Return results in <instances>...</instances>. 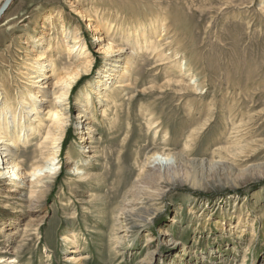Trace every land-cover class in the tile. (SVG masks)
I'll return each mask as SVG.
<instances>
[{"label": "rangeland", "instance_id": "1", "mask_svg": "<svg viewBox=\"0 0 264 264\" xmlns=\"http://www.w3.org/2000/svg\"><path fill=\"white\" fill-rule=\"evenodd\" d=\"M74 10L112 26L114 45L142 50L106 102L90 95L91 149L76 130L81 109L68 107L59 171L45 192L30 194L33 178L22 189L0 181V264H264V0H12L0 17V85L10 101L33 62L25 43L46 32L55 47L62 27L91 53L70 101L90 88L104 57ZM140 26L144 40L129 37ZM47 54L59 71L77 66L65 52ZM43 132L17 152L30 174ZM155 151L171 156L157 153L162 177L142 180L156 188L152 198L134 181ZM72 166L98 180L80 181ZM125 198L141 211L118 246Z\"/></svg>", "mask_w": 264, "mask_h": 264}, {"label": "bare ground", "instance_id": "2", "mask_svg": "<svg viewBox=\"0 0 264 264\" xmlns=\"http://www.w3.org/2000/svg\"><path fill=\"white\" fill-rule=\"evenodd\" d=\"M73 13L83 22V26L86 27L87 31L90 33L91 42L97 49L96 52L104 57L103 65L98 71L94 82L90 84L89 89H83L80 93L78 92V98L72 102L70 101L73 86L80 79L81 75L85 74L89 70V67L91 68V53L84 41L80 40L79 37L73 36L71 32L66 31L67 29L63 27L59 37L62 39H60V42L56 41L57 45L55 47L45 40V36L49 35L46 32L43 36H39L38 38L33 37L29 42L25 43L27 53L34 55V57H32V63L26 66L24 65L23 67L27 70L26 74H23L26 88L16 96L14 101L8 99V94L4 91L2 85H0V181H6L9 183V186L22 189L28 185V179L33 178L28 185L31 195L45 192L49 188L46 179L54 178L59 171V163L57 160L60 157L62 140L69 120V106H79L78 108L81 109V112L78 114L76 130L79 131L78 134L82 141L87 140V145L89 144L87 148L91 149L92 127L90 125V120L92 121L95 119L93 114H91L90 117L88 116L89 113L87 109L91 108L90 95H94L98 102H106L110 89L112 87H121L122 83L126 81L128 71L131 67L129 62L134 55H138L140 50H142L141 48L134 50L129 49L127 43L114 45L111 42L112 38L110 39L109 37L112 26L109 28L106 27L107 24L104 26L101 23L93 25L94 22L92 23V21L94 20H91L82 11L74 10ZM2 15L3 13L0 17ZM141 27L142 26H140L135 33L128 34L129 37L140 35L139 38L144 40L145 36H143V34L145 33V29ZM115 32H117V30H115ZM79 34L80 33H78V35ZM164 36H166V34L162 35V37ZM51 40L53 39L50 38V41ZM162 41L163 39H158L159 44L162 43ZM171 44L172 43L168 41L161 44V46L165 45L167 48H170ZM143 47H147V44L145 43ZM50 50H54V52L58 50V53L65 52L66 60L69 62H76L77 66L65 67L63 71L57 70L54 67V61L47 54ZM126 53H128L127 55L129 56H126ZM171 62L173 61L170 60V63ZM86 66L88 67L84 70L83 68ZM45 123H47L46 126ZM39 127H44L45 133L43 130L41 131ZM41 132H43L44 137L39 145L40 158L33 163L32 173L30 174V172H25L23 169L22 164L18 160L17 152L20 145L28 142L29 138L34 136L39 138ZM157 153L166 157L171 156L164 155L162 151L153 152L139 165L142 173H140V176L134 181L136 188L148 189L147 193L149 192L152 198L158 194L156 188L148 184L146 185L142 180L144 176L150 179L155 176L154 174H156L155 177L157 179L162 177L160 169L154 163V157ZM69 159L70 164H74L73 158L70 157ZM68 170L71 175L78 177L80 181H89L91 179H93V181L98 180L92 178L93 176L91 175H85L79 172L77 168H73V166ZM106 188L107 187L104 189ZM95 198L96 197H92V199ZM127 199L128 198L123 199L120 203L121 207L119 206L116 216L117 219H123L121 223L119 221L116 222V225H118V246L125 241V238L131 232L133 226L136 224L134 221L139 219L134 213L141 211L139 200ZM172 223H176V220L173 219ZM163 236L169 237L170 235L166 232L163 233ZM167 244L174 245L169 239L167 240ZM248 250L247 247L244 253L248 252ZM152 254V252H149L148 256ZM140 264L148 263L142 261Z\"/></svg>", "mask_w": 264, "mask_h": 264}, {"label": "water", "instance_id": "3", "mask_svg": "<svg viewBox=\"0 0 264 264\" xmlns=\"http://www.w3.org/2000/svg\"><path fill=\"white\" fill-rule=\"evenodd\" d=\"M11 1H12V0H5V1H4V3H3L2 6L0 7V15L6 11V9H7V7L9 6V4H10Z\"/></svg>", "mask_w": 264, "mask_h": 264}]
</instances>
